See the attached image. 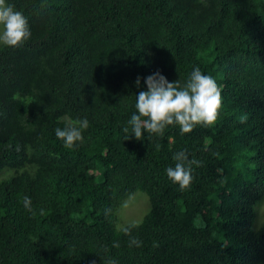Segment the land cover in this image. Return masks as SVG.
I'll list each match as a JSON object with an SVG mask.
<instances>
[{
  "label": "trees",
  "instance_id": "1",
  "mask_svg": "<svg viewBox=\"0 0 264 264\" xmlns=\"http://www.w3.org/2000/svg\"><path fill=\"white\" fill-rule=\"evenodd\" d=\"M8 2L31 38L0 45V264H264V0ZM196 67L221 89L216 123L124 140L145 78ZM84 118L66 148L55 129ZM183 149L202 162L186 191L166 174ZM138 191L130 247L117 211Z\"/></svg>",
  "mask_w": 264,
  "mask_h": 264
},
{
  "label": "clouds",
  "instance_id": "2",
  "mask_svg": "<svg viewBox=\"0 0 264 264\" xmlns=\"http://www.w3.org/2000/svg\"><path fill=\"white\" fill-rule=\"evenodd\" d=\"M31 38L28 19L8 0H0V45L19 48ZM137 77L136 86H140ZM147 90H141L136 96V113L131 115L127 126L123 127L124 140L133 136L137 141L156 136L163 138L165 129L178 126L182 134L191 133L196 126L211 127L214 125L222 109L221 89L209 75L202 73L199 67L191 72L188 80L169 82L159 71L145 78ZM89 127L84 119L69 120L64 128H56V137L63 141L66 148H74L84 142L83 132ZM161 145L156 144V150ZM172 159L175 166L168 167L166 174L169 180L179 185L181 191L190 190L193 183V166L200 167L202 162L189 159L187 149L176 152ZM25 207L30 200L24 197ZM134 226H125L120 230L129 237V246L141 247L142 241L132 235ZM114 247H119L114 243ZM107 264H116L109 259Z\"/></svg>",
  "mask_w": 264,
  "mask_h": 264
},
{
  "label": "rangeland",
  "instance_id": "3",
  "mask_svg": "<svg viewBox=\"0 0 264 264\" xmlns=\"http://www.w3.org/2000/svg\"><path fill=\"white\" fill-rule=\"evenodd\" d=\"M150 211V203L147 195L138 191L129 197L117 211V229H121L130 224H140L145 215ZM264 214L258 215V223L263 222Z\"/></svg>",
  "mask_w": 264,
  "mask_h": 264
}]
</instances>
